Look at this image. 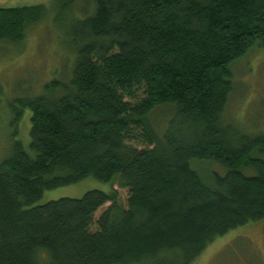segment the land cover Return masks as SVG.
<instances>
[{
    "label": "trees",
    "instance_id": "16d2710c",
    "mask_svg": "<svg viewBox=\"0 0 264 264\" xmlns=\"http://www.w3.org/2000/svg\"><path fill=\"white\" fill-rule=\"evenodd\" d=\"M76 1L51 7L70 19L69 78L10 106L30 143L0 163V264H195L264 221V136L222 121L232 65L264 48V0H92L74 17ZM50 14L0 9V44ZM86 179L110 190L38 205Z\"/></svg>",
    "mask_w": 264,
    "mask_h": 264
},
{
    "label": "rangeland",
    "instance_id": "374dc122",
    "mask_svg": "<svg viewBox=\"0 0 264 264\" xmlns=\"http://www.w3.org/2000/svg\"><path fill=\"white\" fill-rule=\"evenodd\" d=\"M54 0H0V9H16L43 5L50 8L48 19L31 28L19 45L0 44V163L8 158L15 141L29 150L30 117L25 110L20 122L13 123L10 106L17 100L34 98L43 86L53 80L69 78L73 53L67 45L66 31L70 19H55ZM74 17L93 12L92 0H77ZM233 91L222 121L239 134L264 136V48L254 47L231 67ZM169 111H157L154 121H163ZM161 124V123H160ZM214 169H216L214 167ZM117 189V187H114ZM108 192L110 186L93 179L45 192L38 205L60 199H80L90 191ZM126 203L127 190H119ZM103 210L95 215V220ZM195 264H264V221L251 223L219 238Z\"/></svg>",
    "mask_w": 264,
    "mask_h": 264
}]
</instances>
